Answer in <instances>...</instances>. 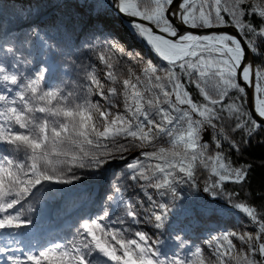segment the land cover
Wrapping results in <instances>:
<instances>
[{
  "label": "snow or ice",
  "instance_id": "snow-or-ice-1",
  "mask_svg": "<svg viewBox=\"0 0 264 264\" xmlns=\"http://www.w3.org/2000/svg\"><path fill=\"white\" fill-rule=\"evenodd\" d=\"M253 140L264 0L0 7V264H264ZM85 174L96 210L42 243L50 201Z\"/></svg>",
  "mask_w": 264,
  "mask_h": 264
},
{
  "label": "rangeland",
  "instance_id": "rangeland-1",
  "mask_svg": "<svg viewBox=\"0 0 264 264\" xmlns=\"http://www.w3.org/2000/svg\"><path fill=\"white\" fill-rule=\"evenodd\" d=\"M3 6H7L8 9L11 10L12 0L0 1V7ZM16 7L18 8L19 4H17ZM112 25L115 29L121 30L122 34L123 29L126 28V25H122L120 20L115 17L112 18ZM127 43L134 46V42L130 39L127 40ZM99 193L100 184L97 182V178L90 174H85L84 179L78 182L74 190L65 196L63 202H61L59 198L56 201H50L51 215L50 218L45 221V234L39 237L41 242L43 243L44 240L47 242L48 239L56 237L57 234L64 235L69 232L70 226L79 215L91 213L94 208V201ZM202 194L203 193L194 191L190 192L186 187H182L180 190L181 197L186 199H194L196 195ZM85 195L89 196L90 204H86ZM135 198H139V196H134V199ZM236 222L239 224V217H237ZM50 230L52 231L51 235H47ZM146 230L151 231V227L147 226ZM46 237L48 238L47 240ZM165 239L167 238L165 237ZM193 239L195 240V237ZM196 242L199 243V241Z\"/></svg>",
  "mask_w": 264,
  "mask_h": 264
},
{
  "label": "trees",
  "instance_id": "trees-1",
  "mask_svg": "<svg viewBox=\"0 0 264 264\" xmlns=\"http://www.w3.org/2000/svg\"><path fill=\"white\" fill-rule=\"evenodd\" d=\"M241 161L253 164L245 194L250 190L254 202L258 204L262 196H264V167H261V163L264 161V144L253 140L244 152L243 157H241Z\"/></svg>",
  "mask_w": 264,
  "mask_h": 264
},
{
  "label": "bare ground",
  "instance_id": "bare-ground-1",
  "mask_svg": "<svg viewBox=\"0 0 264 264\" xmlns=\"http://www.w3.org/2000/svg\"><path fill=\"white\" fill-rule=\"evenodd\" d=\"M0 1H3V0H0ZM4 1H5V0H4ZM6 1H7V0H6ZM85 200H86V202H87V203H86V202H85V203L88 204V203L90 202V198H89V196H86V195H85ZM86 204H85V205H86ZM89 204H90V203H89ZM93 206H94V208L92 209L91 213L94 212V211L96 210V205L93 204ZM60 228H61V227H60ZM49 232L52 233L51 230L48 231V233H49ZM47 235H49V234H47ZM47 235H46V236H47ZM55 238H56V237H54V238H52V239H55ZM47 239H48V238L46 237V240H47ZM44 242H45V240H44Z\"/></svg>",
  "mask_w": 264,
  "mask_h": 264
}]
</instances>
